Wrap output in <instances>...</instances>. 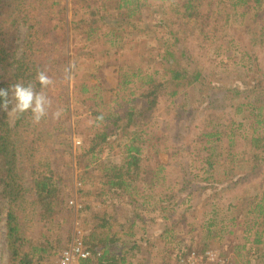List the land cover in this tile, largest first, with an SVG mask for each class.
I'll list each match as a JSON object with an SVG mask.
<instances>
[{
	"label": "trees",
	"instance_id": "1",
	"mask_svg": "<svg viewBox=\"0 0 264 264\" xmlns=\"http://www.w3.org/2000/svg\"><path fill=\"white\" fill-rule=\"evenodd\" d=\"M166 1L168 0H0V88L8 89L12 84L20 82L25 85L33 83L39 90L40 85L35 79L38 69H46L55 81L54 85L45 89L52 100V107L49 115L39 124L32 122L29 111L19 115L15 125L11 126L0 110V168L4 170L5 167L8 171L4 185L6 196L9 197L6 229L11 251L10 264L55 263L51 258L52 246L49 241L23 248L22 229L17 213V204L22 205V201L27 199L23 181L29 183V191L33 193L28 205H33L38 210L41 221H49L54 225L71 221L78 196H91L94 192L91 188L97 189V184L102 185V189L96 191V196L104 194V186L129 193V189H135L133 181L143 172L141 163L144 161L143 152L147 144L142 129L133 128L135 124L152 114L162 100L167 98L177 103L184 87H195L201 91L203 98L209 97L206 90L213 88L210 77L198 64L190 67L183 62L185 59L188 61L189 53L179 46L181 30L175 27L176 23L173 21L165 22L167 39L163 38L161 41L160 52L155 58L157 64L145 67L146 69L142 65L131 69L132 74L139 79L138 82H142L140 85L138 83L140 88L130 86L134 79L127 80L126 73L122 72L115 94V99L121 98L117 108L104 102V87L101 82H92L74 69L72 79L77 78L72 85V79L69 81L63 77L64 67L69 62L73 64L71 32H77L85 41L77 49L79 55H85L86 50L89 55L94 52L110 55V46L116 47V44L123 43L127 31L133 32L141 28L147 7L153 2ZM171 8L183 25L187 22H192L194 27L200 24V34L204 35L206 41L211 39L213 46L219 42H216L215 37L217 30L226 32L225 35L229 33L230 39L224 41L222 38L215 50L218 56L226 57L227 61H222L225 66L232 64L244 71V87L223 88L227 96L225 100H240L235 101L233 106L236 114H242V119H230L227 123H215L214 119H207L198 133L197 141L200 146L194 145L187 151L186 146L183 148L189 155V161H186L183 168L179 162L180 151L176 146L160 149L158 145L156 153L160 150L168 151L170 162H157V169L154 171L156 180H166L168 171L177 167L181 174H177V179L171 185L173 192L180 181L182 184H189L197 178L214 185L220 180L217 176L222 167L225 179L234 183L233 170L241 161L236 157L234 147L243 139L249 144L246 152L249 153L248 159L253 162L252 175L257 174L264 162V69L260 65L264 51V0H172ZM239 18L240 25H236ZM20 26H26L21 46L18 44V31L15 32L16 36L10 34V31H15ZM246 27L248 31L252 28L250 37L243 35ZM99 43H102L101 47L96 49L94 45ZM73 100L82 101L88 106V116L93 117V127L97 130L92 138L84 139V145L77 156L82 176L70 178L52 166L47 151L51 137L54 135L55 142L60 138L59 129L55 126L56 119L51 117V112L58 107L69 118L71 114L77 115ZM179 106L183 107L181 110L184 112L185 101L180 102ZM124 108L127 110L124 117L126 124L118 125L123 120L120 111ZM114 110L117 111L113 112ZM101 114L103 121H96L95 117ZM134 117L140 120L134 122ZM245 125L248 130L241 129ZM118 130L121 139L125 138L118 146L122 149L120 162L102 163L106 149L111 150L115 145L111 139ZM223 139L226 140L225 144ZM81 159L85 161L84 166ZM97 164L101 165L100 175L87 176L88 173H93ZM193 168L197 170L196 173L192 171ZM182 170H186V176ZM27 173L29 176L26 177ZM202 173H205V177L201 176ZM236 185H241L239 178ZM263 185L264 181L259 183V191L255 195H243L240 204V197L237 196V202L228 205L229 210L240 207L241 211H237L239 214L250 208L246 215H252L253 219L249 221L248 230L264 225ZM82 208L83 206L80 210ZM87 208L91 209V206H84V209ZM92 216L96 223L84 239L96 256L87 263L130 264L128 251L124 253L117 246L119 237L109 232V215L95 211ZM238 218L233 217L232 221L236 222ZM212 225H215L214 219L209 223L210 229ZM257 233L251 244L254 246V253L264 261V253L261 254L264 252V240L262 234L259 231ZM248 242L249 239L242 246L237 245L238 249L246 248ZM133 248L134 246L129 252ZM247 262L249 264V260Z\"/></svg>",
	"mask_w": 264,
	"mask_h": 264
},
{
	"label": "rangeland",
	"instance_id": "2",
	"mask_svg": "<svg viewBox=\"0 0 264 264\" xmlns=\"http://www.w3.org/2000/svg\"><path fill=\"white\" fill-rule=\"evenodd\" d=\"M171 3L172 0L153 2L147 7L141 28L133 32L127 31V37L124 36L123 43L116 44V47L110 46V55H102L98 52L89 55L88 50L85 55H79L77 49L84 45L85 41L77 32H71V57L75 66L74 70L90 78L92 82H101L104 87L102 93L104 102L111 103L112 108H117L121 98L115 99V94L122 72L126 73L127 80L134 79L129 84L130 86L140 88L138 83L140 85L142 82H138L139 79L132 74L131 69L138 65L145 68L157 64L155 58L160 52L161 41L164 40L163 38L167 39L164 30V25L167 26L165 22L173 21L176 23L175 27L181 30L179 46L189 53L188 61L185 59L183 62L190 67L198 64L210 77L213 88L206 90V94H210L209 97L203 98L201 91L195 87H184L177 98V103L166 98L160 102L159 107L152 114L141 123L135 124L133 128H141L147 139L143 152L144 161L141 163L143 172L133 181L135 189H129V193L115 191L104 186V194L96 196V191L102 189V185L97 184V189L96 187L91 188L94 191L91 196L83 198L78 196L71 221L62 222L60 225L41 221L38 210L33 205H28L32 201L30 197L33 193L29 191V183L26 180L23 181L24 189H27L25 193L27 199L22 201V205L17 204L23 248H27L30 244H43L49 241L52 246L51 258L56 261L62 250L72 243L76 233L80 232L83 239L86 234H89V230L96 223L92 212L96 211L109 215L111 223L109 232L119 237L117 246L124 253L128 251L130 264H172L175 262L179 248L183 245L197 250L210 247L221 250L226 253L225 255L231 259L233 264H248V260L249 264H264L263 259H259L254 253V246L251 244L253 237L258 235L257 231L262 234L264 240V225H257L248 230L249 221L253 219L252 215H246L250 208L241 212L244 216L238 213L241 211L240 207L235 210L228 208L229 204L237 202L235 199L237 196L240 197V204L244 196L255 195L259 191V183L264 181V162L259 167L258 173L252 175L253 162L252 159H248L249 153L246 152L249 147L247 140H239L238 145L234 147L236 157L241 159L233 170L234 183L230 179H225L222 167L218 170L217 178L220 180L216 181V184L213 185L198 178L189 184H182L179 180L174 192L171 185L177 179V174H181L179 168L175 167V170L168 171L166 180L157 181L155 178L154 171L157 169V162H170L168 151L160 150L156 153L158 145L160 149L176 146V149L180 151L179 162L183 168L186 161H189V155L184 152L183 148L186 146L187 151L194 145L200 146L197 141L198 133L207 119H214L215 123L242 119V114H236L235 106H233L235 101L240 100H225L226 93L223 88L244 87V82H242L245 76L244 71L232 64L225 66L222 61L226 62V57L218 56L215 50L216 45L222 42L220 41L222 38L224 41L230 39L229 33L225 35L226 32L217 30L215 37L216 42H219L213 46L211 39L206 41L204 35L200 34L201 27L198 29L200 24L196 27L192 22L182 24V20L173 12ZM236 25H240V18ZM208 29L210 28H206ZM251 29L248 31L246 27L243 35L250 37ZM16 31H18V44L20 45L25 38L26 26L10 31L11 36L14 34L16 36ZM101 44H95L94 47L99 49ZM260 65L264 69V51ZM75 78L72 79L71 85ZM181 100L186 103L184 112L181 110L183 107L179 106ZM72 104L78 114H71L70 118L62 114L59 119H56L55 126L59 129L60 138L55 142L54 135L51 137L47 154L57 171L70 178H75L82 173L77 165V156L84 145V139L92 138L97 129L93 127V117L88 116V106L78 100H73ZM0 110L10 125L14 126L19 115L8 116L6 111ZM115 111L117 110L113 112ZM120 115L123 120L118 125H125L126 108L120 111ZM139 120L140 118L134 117L133 121ZM243 128H246V125L241 129ZM118 133L119 130L112 137L111 141H114L115 145L111 150L106 149L102 163L120 162L122 149L118 146L125 138L121 139ZM223 143H226L225 139ZM31 159L32 157L29 158ZM81 161L84 166L85 161L83 159ZM100 168V164L95 165L93 173H88L87 176L98 177L101 173ZM186 170H182L183 175ZM192 171L197 172L194 168ZM21 174H24V168L21 169ZM204 174L202 173L201 176L205 177ZM7 175V169L0 168V264H10L11 258L6 229L9 197L6 196L4 181ZM27 176L29 173L26 174ZM238 178L241 185L237 186ZM131 194L135 195L130 196ZM86 205H90L91 209H84ZM233 217H239V221L233 222ZM212 219L215 220V225H212L210 229L209 223ZM247 239L249 242L246 248L238 249L237 245L242 246ZM133 246L134 248L129 252ZM260 247L263 248L262 245Z\"/></svg>",
	"mask_w": 264,
	"mask_h": 264
},
{
	"label": "clouds",
	"instance_id": "3",
	"mask_svg": "<svg viewBox=\"0 0 264 264\" xmlns=\"http://www.w3.org/2000/svg\"><path fill=\"white\" fill-rule=\"evenodd\" d=\"M74 65L69 62L63 69V77L66 80H71L73 76ZM36 82L40 85L39 90L33 83H14L8 89L0 88V109L7 112L8 116L21 115L26 112H31V119L34 124H39L45 117L49 115V110L52 107V100L47 95L45 89L54 85L55 81L48 74L46 69L37 70ZM11 110L9 111V106ZM63 114L62 108H57L51 112L53 119H59ZM103 114L95 117L96 121H103ZM74 253H79V248L73 249ZM71 253L66 254L62 264H71Z\"/></svg>",
	"mask_w": 264,
	"mask_h": 264
},
{
	"label": "built area",
	"instance_id": "4",
	"mask_svg": "<svg viewBox=\"0 0 264 264\" xmlns=\"http://www.w3.org/2000/svg\"><path fill=\"white\" fill-rule=\"evenodd\" d=\"M74 248H79L80 252L74 253ZM69 253L72 254L71 264H88L87 262L96 256L94 251L86 244L80 232L75 234L72 243L62 250L54 264H62L66 254ZM225 254V252L211 247L197 250L183 245L179 248L175 262L172 264H233Z\"/></svg>",
	"mask_w": 264,
	"mask_h": 264
}]
</instances>
